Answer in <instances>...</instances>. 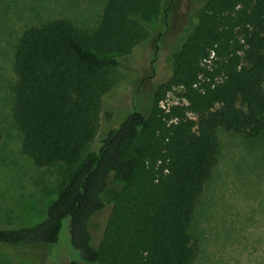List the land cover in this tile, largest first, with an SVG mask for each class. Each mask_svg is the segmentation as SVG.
Returning <instances> with one entry per match:
<instances>
[{
	"label": "trees",
	"instance_id": "trees-1",
	"mask_svg": "<svg viewBox=\"0 0 264 264\" xmlns=\"http://www.w3.org/2000/svg\"><path fill=\"white\" fill-rule=\"evenodd\" d=\"M169 6L108 0L94 32L58 19L23 33L14 57L22 152L36 167L64 170L45 218L0 226V247L65 245L78 252L73 264L195 262L192 226L218 163L219 130L264 132V0H206L148 113H129L89 151L121 59ZM176 90L180 103L163 107Z\"/></svg>",
	"mask_w": 264,
	"mask_h": 264
},
{
	"label": "rangeland",
	"instance_id": "rangeland-1",
	"mask_svg": "<svg viewBox=\"0 0 264 264\" xmlns=\"http://www.w3.org/2000/svg\"><path fill=\"white\" fill-rule=\"evenodd\" d=\"M107 1L0 0L1 227L19 228L43 220L57 197L64 170L62 164L36 167L22 152V133L14 118L18 83L14 57L19 41L29 28L58 19L94 32ZM205 2L173 0L170 14L156 20L149 38L121 59V83L105 100L100 133L89 151L97 149L129 113H148L154 94L170 77L174 50L185 42ZM169 3L171 0H164L165 6ZM180 93H170L163 106L180 103ZM218 137V163L192 226L198 245L193 264H264V132L249 138L219 130ZM77 255L65 245L54 253L46 246L0 247V264H73L70 261H76Z\"/></svg>",
	"mask_w": 264,
	"mask_h": 264
},
{
	"label": "flooded vegetation",
	"instance_id": "flooded-vegetation-1",
	"mask_svg": "<svg viewBox=\"0 0 264 264\" xmlns=\"http://www.w3.org/2000/svg\"><path fill=\"white\" fill-rule=\"evenodd\" d=\"M169 4H170V3H169ZM172 4H173V0H171V4H170V6H169V9H168V11H167V16L170 14V12H169V11H170V10H171V8H172V7H171V5H172Z\"/></svg>",
	"mask_w": 264,
	"mask_h": 264
},
{
	"label": "built area",
	"instance_id": "built-area-1",
	"mask_svg": "<svg viewBox=\"0 0 264 264\" xmlns=\"http://www.w3.org/2000/svg\"><path fill=\"white\" fill-rule=\"evenodd\" d=\"M162 106H163V103H162ZM163 107H165V106H163Z\"/></svg>",
	"mask_w": 264,
	"mask_h": 264
}]
</instances>
